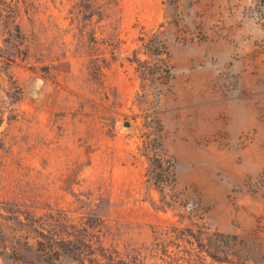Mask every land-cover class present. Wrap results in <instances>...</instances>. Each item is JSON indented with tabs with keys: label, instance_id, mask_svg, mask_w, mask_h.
I'll use <instances>...</instances> for the list:
<instances>
[{
	"label": "rangeland",
	"instance_id": "rangeland-1",
	"mask_svg": "<svg viewBox=\"0 0 264 264\" xmlns=\"http://www.w3.org/2000/svg\"><path fill=\"white\" fill-rule=\"evenodd\" d=\"M263 63L264 0H0V264H264Z\"/></svg>",
	"mask_w": 264,
	"mask_h": 264
},
{
	"label": "trees",
	"instance_id": "trees-1",
	"mask_svg": "<svg viewBox=\"0 0 264 264\" xmlns=\"http://www.w3.org/2000/svg\"><path fill=\"white\" fill-rule=\"evenodd\" d=\"M168 164V165H166ZM170 162L165 161L163 158H152L151 159V169L150 171V177L153 178L155 175V168L158 167L160 170H162L163 174H169V168H170Z\"/></svg>",
	"mask_w": 264,
	"mask_h": 264
},
{
	"label": "water",
	"instance_id": "water-1",
	"mask_svg": "<svg viewBox=\"0 0 264 264\" xmlns=\"http://www.w3.org/2000/svg\"><path fill=\"white\" fill-rule=\"evenodd\" d=\"M126 126H129L130 125V122H126V124H125Z\"/></svg>",
	"mask_w": 264,
	"mask_h": 264
},
{
	"label": "crops",
	"instance_id": "crops-1",
	"mask_svg": "<svg viewBox=\"0 0 264 264\" xmlns=\"http://www.w3.org/2000/svg\"><path fill=\"white\" fill-rule=\"evenodd\" d=\"M264 64V63H263Z\"/></svg>",
	"mask_w": 264,
	"mask_h": 264
}]
</instances>
